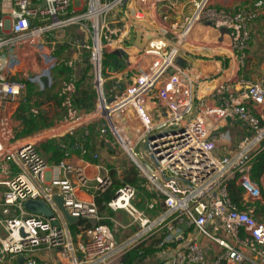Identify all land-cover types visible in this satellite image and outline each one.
Returning a JSON list of instances; mask_svg holds the SVG:
<instances>
[{"label":"built area","instance_id":"obj_1","mask_svg":"<svg viewBox=\"0 0 264 264\" xmlns=\"http://www.w3.org/2000/svg\"><path fill=\"white\" fill-rule=\"evenodd\" d=\"M132 1L84 0L79 13L74 0H0V108L28 103V86L53 95L47 91L59 64L58 44L77 47L81 55L92 49L97 92L92 104L74 107L71 75L59 94L64 118L22 141L9 116L0 115V264H122L131 246L156 233L159 264H264V218L251 210L263 201L264 171L255 180V164L264 155V68L257 77L249 74L253 25L264 20V0L236 6L189 0L193 11L181 21L157 15L156 7L168 0ZM117 9H125L118 22L109 18ZM71 25L85 27L90 43L67 35ZM197 25L222 33L234 61L206 94L195 84L207 75H194L180 55L188 40L197 42ZM137 27L146 41L142 48L135 41ZM117 40L125 43L116 47ZM235 121L244 128L237 142ZM92 125L128 155L151 194L145 209H138L139 188L126 183L104 202L139 225L123 242L100 223L96 198L113 188L115 178L89 148ZM44 131L51 134L41 137ZM65 136L71 139L60 142L64 157L50 163L40 143ZM223 142L235 145L217 154ZM89 165L96 169L91 178ZM233 180L243 191L241 206L231 199ZM28 200L44 201L52 216L29 211ZM64 211L79 222L69 223Z\"/></svg>","mask_w":264,"mask_h":264},{"label":"crops","instance_id":"obj_2","mask_svg":"<svg viewBox=\"0 0 264 264\" xmlns=\"http://www.w3.org/2000/svg\"><path fill=\"white\" fill-rule=\"evenodd\" d=\"M251 1L252 0H230V1H223L222 2V1L217 0V3L223 4V5H229V6H236L237 4H247V3H250ZM169 2H173L174 4L172 6V9L167 12L166 8L169 5ZM188 2H189V0H170V1L168 0L167 3L160 4L156 7V13L158 16H161L164 13H169L168 14V20H170V21H174V20L181 21L184 16H189L193 11V9H191V5H189ZM133 7H135V3H134V5L133 4L131 5V8H130V11H132L131 14L134 12V10H132ZM183 8H185V14L182 15L181 9H183ZM262 32H264V20L258 21L257 23H255L253 25V42H252V47L250 50V62H251L252 70H251V72H249V74H251L253 77H257L259 74H261L262 69L264 68V52H259V49H261V45H260V43H257V39H256L257 35L261 34ZM65 33H66V31H65ZM67 35H69V34H67ZM69 36L72 37V35H69ZM129 37H131V35H129ZM155 37L156 36H154L153 39L151 40V44L154 40H156ZM193 37L195 38L197 43L196 44H191V43L185 44V45H187V47L185 49H183V51L181 52L183 55V57L181 56L182 63H183L182 65H185L187 67L190 64L191 65L190 67L192 68L194 75L196 73H202L203 75H207V79L204 80L203 83L199 84L198 85L199 87L197 86V83L195 84L196 89H198L199 93L206 94L222 81L223 77L227 73V67L230 66V63L234 64V61H233V59H230L228 57V55H229L228 50L225 48L226 45H224L222 42V41H224V38H225L222 33L218 32V31L210 30V29H208V27H206L204 25L203 26L197 25L196 30L193 34ZM135 39H136V35H135ZM124 43H125L124 41L121 42V41L117 40L114 45L116 47H119L120 45H122ZM73 56H74V58L76 57L75 53H73L72 57ZM219 64H220L219 69L215 70V69L211 68V67H216ZM80 65H81V68L84 69V71H85L86 68H84V67H87L86 66L87 63H83L81 61ZM55 87L56 86L53 85L51 87V89H55ZM26 96L29 100L28 103H23L22 101H19V102L14 103V104L3 105L0 108V115L1 114H7L9 116L11 129L13 130L15 138L17 139V141H22V140L28 138V136H30L33 133H36L38 131H34L28 135H25L27 133V131H29V130L32 131L33 128L29 124L25 125L23 123V121H18V118L15 115V113H16L15 111H30V112L31 111H33V112L34 111H44L47 108H49L47 106H49L51 104L53 105V103H56L54 106V109H56L57 111L61 110V108L58 106V104L60 103V98L58 97V95H57V98L55 97V95H52V94L50 95V97H44L45 95H39L38 91L36 89H34L32 86H28L27 91H26ZM94 97H95V95H94V93H92L90 95L89 99L94 98ZM79 98H81V97H79ZM75 99H73L75 107H77L78 109L83 108V107H79L78 104H76L77 101ZM43 102L47 103L46 107L45 108L39 107L42 105ZM64 111H65L64 112V115H65L66 110L64 109ZM32 113H30L31 117H33ZM28 116L29 115H27V117ZM26 121H28V120H26ZM232 128H233V134L237 133L236 137L240 138L242 136V134L244 133V128L242 125H240L238 127L237 124L235 123ZM91 131H92V135L89 139V148L92 152H98L100 154L102 161L105 163V165H107L104 160L108 156H114L113 152H114V150H116V148L112 143H109L108 139L102 140L98 136L96 125L91 126ZM23 135H25V136H23ZM41 137H43V136H41ZM62 138L66 139V140L71 139L70 136H65ZM51 139H54V138H51ZM51 139L48 138V139H45L44 141H42L40 143V150L46 156V158L49 160L50 163H55V160L52 159L53 158L52 152L48 150L47 151L48 154H46L43 151L44 143L47 142L48 140H51ZM106 143L109 144V146L111 148H113V150L109 149L106 146ZM231 145L229 146L226 142L219 143L217 146V149H216V153L217 154H223L224 152H227L231 147H233ZM71 159L76 160L74 157H72ZM90 167L95 169V165H89L88 169ZM95 171H96V169H95ZM4 189H5V187L3 185H0V198L2 197V192L4 191ZM78 194L82 197L87 198V199L90 198V195L88 193L83 192V191H79ZM116 214L119 218H122L125 221L127 220L126 219L127 214L124 211H118V212H116ZM129 225L130 224H128L127 226H129ZM72 228L75 229L76 226H72ZM148 258H150V257H145L144 260H142L141 262H139L137 264H141V263L147 264L146 260ZM162 258H163V256L160 257V260H162Z\"/></svg>","mask_w":264,"mask_h":264},{"label":"rangeland","instance_id":"obj_3","mask_svg":"<svg viewBox=\"0 0 264 264\" xmlns=\"http://www.w3.org/2000/svg\"><path fill=\"white\" fill-rule=\"evenodd\" d=\"M74 1H75L76 8L79 9V13L84 12V7H85L84 0H74ZM132 4L134 5L133 1L131 5ZM124 10L125 9L123 10L117 9L116 11H113L112 13H110L109 18L116 19L115 21L118 22L119 19H121L124 16ZM144 20L148 21V18L145 17ZM65 30H66V34L72 35L73 38L78 39L80 42L83 41L85 44L90 43L91 35L86 30L85 27H81L79 25H71L67 27ZM256 39H257V43H260L261 45V49H259V52H264V32L257 35ZM156 42H157V38L156 40L152 42V45H154ZM187 42L192 43L191 40H188ZM196 43L197 42H194V44ZM186 47L187 45H185V48ZM80 51L81 50H78L77 47L74 48L71 46H64L62 44H58L57 57L59 60L58 62L59 64L57 65L56 70L51 72L50 79L48 81L49 90L47 91V93L53 92V95H55L56 98H57V95L59 97V94L63 92L62 89L65 87L66 82L69 80L70 76L72 75L71 78H73L74 81L76 80V84H75L76 91H75L73 98L74 99L76 98L75 99L77 101L76 104H78L79 107H86L92 104L94 100V98L89 99L90 95L92 93L96 95L97 92L95 88L92 86V82L95 76L94 70H93V59L91 57L92 49L87 50V52L83 55L79 54ZM74 52L76 54L75 58L74 56L72 57ZM180 55L183 57L182 53ZM104 56H105V52H104ZM70 61L73 62L72 67L67 66V64L70 63ZM81 61L83 63H87L86 65L87 67H84L86 68L85 71L84 69L81 68V65H80ZM52 63L53 61H51V64ZM201 83H203V81H201L199 84ZM53 85L56 86L55 89H51ZM55 104L56 103H53V105L51 104L47 106L49 108H47L44 111H34V112L33 111L31 112L30 111H15L16 112L15 115L17 116L18 121H23L25 125L29 124L33 128L32 131L31 130L27 131L25 135H28L34 131H40L43 129L52 128L60 120L64 118V112H65L64 109L66 110V108L62 105V103H59L58 106L61 108V110L57 111L56 109H54ZM46 105L47 103L43 102L42 105L39 107L45 108ZM73 105L75 107L74 100H73ZM30 113L33 114V117H31ZM27 115L29 116L27 117ZM237 126L239 127L240 124H237ZM238 139L239 137H237L236 142L238 141ZM49 141L50 140H48L47 142ZM47 142H45L44 144H46ZM234 145L235 143H232L231 146H234ZM49 146L51 148V150L49 151H52V147H51L52 145H49ZM47 147H48V144L43 147V151L46 154H48V152L46 151ZM113 155L114 156L106 157V159L104 160L107 164L106 166L108 167V169L111 170L112 175L115 178L114 186L112 188L113 191L121 187L123 184L129 183L128 179L136 180V183H134L133 185L139 188V193L136 198L135 205L137 206L138 209H141V210L145 209L147 202L151 196L146 182L142 178L138 177L137 170L135 169L133 163L131 162L128 155L124 153L121 148L114 150ZM94 175H95V169L90 167L88 169V176L91 178ZM257 178H259V176ZM251 207H252L251 210L255 211L257 207V203L255 202L251 204ZM99 212H100V216L103 217V220L110 221V224L108 226L112 228V232L118 241L123 242L125 240H129L131 237H133L135 232L138 230V226H139L138 223L131 224L133 218L129 215H126L127 220L125 221L122 218H119L116 212H112L110 209H107L105 206H102V208L99 207ZM128 224L130 225L127 226ZM160 234L161 233H156L146 238L143 241L139 240V242H136L133 246H131L127 250V252L123 256V259L128 252H130L131 250L135 248L147 246L150 244L157 246V243H158L157 240L159 239L158 237ZM147 257H150L146 260L147 264H159L161 261L160 257L158 256L157 250L154 251V253L148 255Z\"/></svg>","mask_w":264,"mask_h":264},{"label":"trees","instance_id":"obj_4","mask_svg":"<svg viewBox=\"0 0 264 264\" xmlns=\"http://www.w3.org/2000/svg\"><path fill=\"white\" fill-rule=\"evenodd\" d=\"M62 141H69L66 140L64 138H54L51 139L49 142H47L46 144L43 145V147L45 145L48 144L47 150H51L49 145H52V156H53V160H55V163L59 162L63 157V151L60 148V142ZM264 171V155H261L260 157L257 158L256 160V164H255V180H258V176H260V174ZM112 173V172H111ZM129 184H134L136 183V180L134 179H128ZM230 187V195H231V199L233 202H235L238 206H241V199H242V189L240 186L237 185L236 181L233 180L230 182L229 184ZM262 196H263V201H257V207L255 209V213L259 214L260 217L264 218V189L262 190ZM114 197V191L113 189H109L105 192H103L102 194L98 195L96 200H97V204L100 208H102V206H104V202L111 200ZM100 223H104V224H110V221H105L102 220ZM92 223L90 221L87 222L86 226H91ZM159 239L157 240V246L155 245H147V246H143V247H139V248H135L133 250H131L130 252H128L124 259L122 264H137L140 261L144 260L145 257H147L148 255L154 253V251H158V245L159 242L161 240V236L158 237Z\"/></svg>","mask_w":264,"mask_h":264},{"label":"water","instance_id":"obj_5","mask_svg":"<svg viewBox=\"0 0 264 264\" xmlns=\"http://www.w3.org/2000/svg\"><path fill=\"white\" fill-rule=\"evenodd\" d=\"M44 5H45V1H43L41 3V6H44ZM136 31H137V33H136V45L142 48L146 45V41L143 40V33L138 27H137ZM234 123H237V121H235ZM106 146L109 149L113 150V148H111L109 146V144L106 143ZM117 196H118V193H116L115 197H117ZM56 200L59 203V205L61 206V208H63L62 199L60 197H56ZM24 205L29 211H31L33 213H39V214H44L47 216H52L51 209L42 200H28L24 203ZM64 215H65V217L69 223H78L79 222V218L70 216L68 213H66V211H64Z\"/></svg>","mask_w":264,"mask_h":264},{"label":"bare ground","instance_id":"obj_6","mask_svg":"<svg viewBox=\"0 0 264 264\" xmlns=\"http://www.w3.org/2000/svg\"><path fill=\"white\" fill-rule=\"evenodd\" d=\"M97 85L99 86L100 83L98 82ZM48 133L51 134L49 131H45V133H42L40 136H45V135L48 134Z\"/></svg>","mask_w":264,"mask_h":264}]
</instances>
